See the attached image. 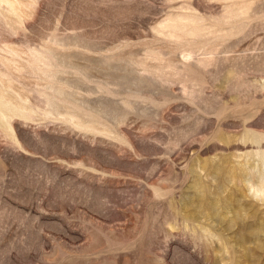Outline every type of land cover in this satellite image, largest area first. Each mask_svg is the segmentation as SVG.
Returning <instances> with one entry per match:
<instances>
[{"label": "rangeland", "instance_id": "374dc122", "mask_svg": "<svg viewBox=\"0 0 264 264\" xmlns=\"http://www.w3.org/2000/svg\"><path fill=\"white\" fill-rule=\"evenodd\" d=\"M256 169L264 0L0 1V264H264Z\"/></svg>", "mask_w": 264, "mask_h": 264}, {"label": "bare ground", "instance_id": "6f19581e", "mask_svg": "<svg viewBox=\"0 0 264 264\" xmlns=\"http://www.w3.org/2000/svg\"><path fill=\"white\" fill-rule=\"evenodd\" d=\"M1 1V0H0ZM257 171H256V180H257V183L259 184V185H261V182H262V179H261V177H262V175H264V174H261V172H260V170H258V169H256ZM242 175V174H241ZM244 176H245V174H244ZM261 187V186H260ZM260 187L259 186H256V188H258L260 191L261 190H264V189H260ZM258 189H256V190H258ZM256 190H254V191H256Z\"/></svg>", "mask_w": 264, "mask_h": 264}]
</instances>
